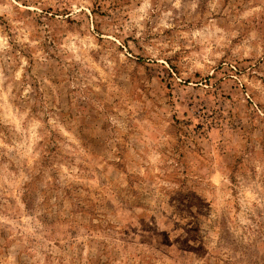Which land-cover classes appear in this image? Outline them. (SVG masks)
I'll use <instances>...</instances> for the list:
<instances>
[{
    "label": "rangeland",
    "instance_id": "1",
    "mask_svg": "<svg viewBox=\"0 0 264 264\" xmlns=\"http://www.w3.org/2000/svg\"><path fill=\"white\" fill-rule=\"evenodd\" d=\"M0 264H264V0H0Z\"/></svg>",
    "mask_w": 264,
    "mask_h": 264
}]
</instances>
